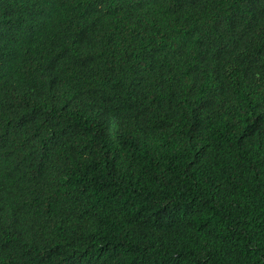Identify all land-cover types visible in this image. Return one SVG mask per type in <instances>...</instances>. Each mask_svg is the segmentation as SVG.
<instances>
[{
    "label": "trees",
    "instance_id": "16d2710c",
    "mask_svg": "<svg viewBox=\"0 0 264 264\" xmlns=\"http://www.w3.org/2000/svg\"><path fill=\"white\" fill-rule=\"evenodd\" d=\"M0 264H264V0H0Z\"/></svg>",
    "mask_w": 264,
    "mask_h": 264
}]
</instances>
